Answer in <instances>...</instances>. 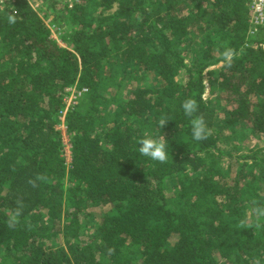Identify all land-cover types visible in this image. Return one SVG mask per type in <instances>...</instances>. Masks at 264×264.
<instances>
[{
	"label": "trees",
	"instance_id": "1",
	"mask_svg": "<svg viewBox=\"0 0 264 264\" xmlns=\"http://www.w3.org/2000/svg\"><path fill=\"white\" fill-rule=\"evenodd\" d=\"M85 1L96 15L62 4L70 48L28 5H0V264H264V228L237 227L253 221L252 201L264 204V149L222 146L242 125L264 139V39L248 37L246 0ZM73 84L88 92L64 118L67 165L58 126ZM200 114L210 132L197 141ZM145 134L165 136V163L139 153Z\"/></svg>",
	"mask_w": 264,
	"mask_h": 264
},
{
	"label": "clouds",
	"instance_id": "2",
	"mask_svg": "<svg viewBox=\"0 0 264 264\" xmlns=\"http://www.w3.org/2000/svg\"><path fill=\"white\" fill-rule=\"evenodd\" d=\"M9 23H15V16L8 17ZM223 58L226 62L227 67H231V61L235 56L234 49L228 47L225 48L223 52ZM184 114L188 117H193V114L198 110V103L194 98L186 99L181 105ZM169 119L166 116H162L158 121V126L163 128ZM191 128H192V137L194 140H206L208 138L210 130L207 127L205 118L203 114L195 116L190 121ZM139 144V153L142 156L149 157L152 160L158 161L160 163H165L168 160V152H167V143L165 136L160 137H153L150 135L145 134L142 138L138 141ZM45 177L43 175H37L36 179H29L28 183L32 187H36V180H44ZM252 207L250 209L253 217V221L249 223L248 219L240 220L237 224V227L240 229L243 228H256L261 229L264 228V204H259L256 201H252ZM15 208L12 210L11 215L8 217L7 226L9 228H15L19 222L20 217L23 214V210L25 207V203L22 197L17 198L15 201ZM253 264H260L259 259H255Z\"/></svg>",
	"mask_w": 264,
	"mask_h": 264
},
{
	"label": "built area",
	"instance_id": "3",
	"mask_svg": "<svg viewBox=\"0 0 264 264\" xmlns=\"http://www.w3.org/2000/svg\"><path fill=\"white\" fill-rule=\"evenodd\" d=\"M51 2H58L64 5L67 4L66 6L71 8L75 3H79L80 0H0V5L1 7L9 9H14V6L17 3H24L28 5L33 11L37 13L38 16L43 18L44 22L49 27L50 32H52L51 30L55 29V25L51 23L54 17L53 11H51L52 9L50 7ZM245 4L248 8V37L256 40L264 39V0H246ZM260 44H262V46L264 47V42H261ZM87 92V88H78L76 84L70 85L65 88L64 93L62 94L64 108L59 113V119L61 123L58 126L61 129L63 136L66 135L64 118L67 110L72 104H75L78 99ZM70 154V144L67 138V140H64L63 148V156L66 160L67 165H69L71 160Z\"/></svg>",
	"mask_w": 264,
	"mask_h": 264
},
{
	"label": "rangeland",
	"instance_id": "4",
	"mask_svg": "<svg viewBox=\"0 0 264 264\" xmlns=\"http://www.w3.org/2000/svg\"><path fill=\"white\" fill-rule=\"evenodd\" d=\"M206 0H203V4L205 3ZM175 2V1H174ZM79 3H82V6H87L88 7V12L90 15L94 16L96 15V13L98 12L99 10V6L95 5V4H90V6H88V3L87 1L85 0H80ZM202 4V3H201ZM202 4V5H203ZM50 7L54 10H56L57 12V16H56V19L58 20V22H56L57 26L55 25V29L51 30L52 32L50 33V36L51 38L55 39L59 46L60 47H68L70 48L71 47V44L70 42L67 43V40L66 41H63L62 37H60V34H63L64 36H68L70 34H72V32L74 31V29L70 26V25H66L64 23V20L62 19V13L64 10L63 6L61 3H58V2H51L50 3ZM115 7V6H114ZM207 8V6H206ZM114 9V8H113ZM113 9L111 10H108V11H112ZM208 9H212L211 6H208ZM220 65L216 66V67H219ZM216 67H213L211 69H208L205 73V77H204V80H205V85H206V93H205V97H211V99L215 98V93L216 92H210L211 88H210V84H209V81H208V78H209V75H208V72L212 69H215ZM146 79L148 80L149 83H156V79L154 76H152L151 74L149 75H146ZM225 99V97H223ZM102 119L109 122L111 121V119L113 118L109 113H106V112H102ZM241 132V135H238L239 138H234V140H229V143H226V144H223L222 146L223 147H226V148H229L231 147L232 145H238L240 147V150L238 151H233V153H236V155H239V154H243V153H248L249 150L248 148L249 147H252L253 145H256L258 147H260L261 149L263 148L264 149V139H256V138H253V137H250L248 132L245 130V127L242 125L240 126V130ZM224 132H226L227 135H230L231 137V134L229 133L228 130L224 129ZM66 134V133H65ZM68 137H66V135L63 136V139L64 140H67ZM66 148V147H65ZM242 161V160H240ZM173 205H176L175 202H172ZM176 207V206H174ZM184 208V207H182ZM90 211H95V212H99L94 209H89ZM103 210V208H102ZM250 213H248V217H249ZM96 219L98 218H95L94 219V222H91V226H92V229H94L96 226H97V223H96ZM53 242H58L57 240H48V242H46L47 244H52Z\"/></svg>",
	"mask_w": 264,
	"mask_h": 264
}]
</instances>
